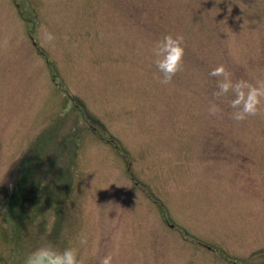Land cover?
<instances>
[{"label": "rangeland", "instance_id": "obj_1", "mask_svg": "<svg viewBox=\"0 0 264 264\" xmlns=\"http://www.w3.org/2000/svg\"><path fill=\"white\" fill-rule=\"evenodd\" d=\"M219 65L264 80V0H0V264H264V112L209 115Z\"/></svg>", "mask_w": 264, "mask_h": 264}, {"label": "clouds", "instance_id": "obj_2", "mask_svg": "<svg viewBox=\"0 0 264 264\" xmlns=\"http://www.w3.org/2000/svg\"><path fill=\"white\" fill-rule=\"evenodd\" d=\"M41 39L46 44H51L55 37L41 27ZM183 36L171 34L163 36L155 45L153 55L155 66L161 74L157 77L161 85L167 86L173 77L183 69L185 48ZM216 78V91L213 93L214 100L210 102L208 113L211 116L222 115L223 110L216 101L224 102L231 95L228 106L231 111V119L234 122H243L248 117L260 115L264 112V80L255 84L246 80L233 81L223 65L212 69L209 73ZM81 243H86L81 240ZM26 264H81L78 253L74 248L68 247L61 250L49 245L38 248L26 261ZM101 264H112V256L106 255Z\"/></svg>", "mask_w": 264, "mask_h": 264}, {"label": "trees", "instance_id": "obj_3", "mask_svg": "<svg viewBox=\"0 0 264 264\" xmlns=\"http://www.w3.org/2000/svg\"><path fill=\"white\" fill-rule=\"evenodd\" d=\"M48 137V136H47ZM41 138H42V136L40 137V139H39V142H38V144H37V146L39 145V143H40V140H41ZM48 138H50V137H48ZM44 156V157H43ZM42 157H43V161H44V159L45 158H47L48 159V162H49V164H48V167L46 168V169H43L42 171H44V174L45 175H48L49 174V172L51 171V170H49L48 168L49 167H51V168H53L54 166H55V164H56V162H55V160H54V158L52 157V156H49V154L47 155V157H45V154H43L42 155ZM41 157V158H42ZM24 166H27V167H24L23 165H22V167H23V169H22V173L20 174V180H19V182L20 183H22V182H24V181H26L25 182V184H28V181L27 180H29V181H31V180H33V179H31L29 176H31L30 174L32 173V169H34V168H36V167H38V169H40L41 167H42V164H40V166H35L34 164L35 163H31V162H29L28 161V158H26V161H24ZM41 163V162H40ZM35 166V167H34ZM32 167H34V168H32ZM27 168V169H26ZM53 178H54V176H53ZM48 195V194H47Z\"/></svg>", "mask_w": 264, "mask_h": 264}]
</instances>
